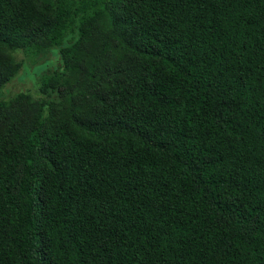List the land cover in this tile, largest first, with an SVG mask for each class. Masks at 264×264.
<instances>
[{
  "label": "trees",
  "instance_id": "16d2710c",
  "mask_svg": "<svg viewBox=\"0 0 264 264\" xmlns=\"http://www.w3.org/2000/svg\"><path fill=\"white\" fill-rule=\"evenodd\" d=\"M0 264H264V0H0Z\"/></svg>",
  "mask_w": 264,
  "mask_h": 264
},
{
  "label": "rangeland",
  "instance_id": "374dc122",
  "mask_svg": "<svg viewBox=\"0 0 264 264\" xmlns=\"http://www.w3.org/2000/svg\"><path fill=\"white\" fill-rule=\"evenodd\" d=\"M41 56H45L41 58ZM41 56H30L24 50L15 51V57L22 62V68L18 75L8 83L1 95V98H7L20 91L30 92L34 97L40 98L39 76L46 69H59L61 60L57 47L41 54Z\"/></svg>",
  "mask_w": 264,
  "mask_h": 264
}]
</instances>
